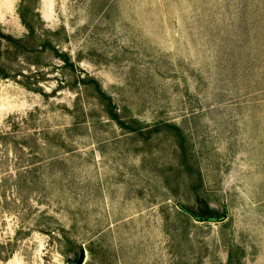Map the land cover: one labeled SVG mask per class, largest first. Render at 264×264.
Segmentation results:
<instances>
[{
    "label": "rangeland",
    "instance_id": "rangeland-1",
    "mask_svg": "<svg viewBox=\"0 0 264 264\" xmlns=\"http://www.w3.org/2000/svg\"><path fill=\"white\" fill-rule=\"evenodd\" d=\"M0 24L30 41L3 39L0 264H264V0H0Z\"/></svg>",
    "mask_w": 264,
    "mask_h": 264
},
{
    "label": "trees",
    "instance_id": "trees-1",
    "mask_svg": "<svg viewBox=\"0 0 264 264\" xmlns=\"http://www.w3.org/2000/svg\"><path fill=\"white\" fill-rule=\"evenodd\" d=\"M21 19L25 24L28 25V21L26 19L25 14H21ZM30 30H31L30 34H35V29L33 27H31ZM4 38L11 40V42H14L13 45L7 46L6 50L7 51L12 50L16 54H20V53L24 52L26 49H29L30 48L29 47L30 41L28 38H17L11 34L5 33L1 27V24H0V77L1 78H17L18 71H14V74L7 71V65L3 59V55L5 53L3 50V39ZM11 42H9V44ZM44 48H45V45H41V47H39V46L37 47V50H39L38 52L40 53L41 51L44 50Z\"/></svg>",
    "mask_w": 264,
    "mask_h": 264
},
{
    "label": "water",
    "instance_id": "water-1",
    "mask_svg": "<svg viewBox=\"0 0 264 264\" xmlns=\"http://www.w3.org/2000/svg\"><path fill=\"white\" fill-rule=\"evenodd\" d=\"M84 260H85V253L82 252L81 255H80L79 260H77V261H71V263L72 264H83L84 263Z\"/></svg>",
    "mask_w": 264,
    "mask_h": 264
}]
</instances>
